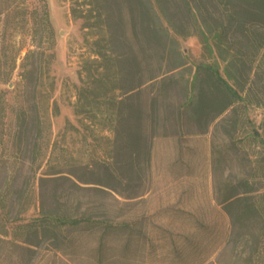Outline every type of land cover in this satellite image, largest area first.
I'll list each match as a JSON object with an SVG mask.
<instances>
[{"label": "rangeland", "instance_id": "obj_1", "mask_svg": "<svg viewBox=\"0 0 264 264\" xmlns=\"http://www.w3.org/2000/svg\"><path fill=\"white\" fill-rule=\"evenodd\" d=\"M193 1L204 8L198 11L197 22L187 19L177 6L178 0H162L173 28L162 19L168 36L161 41H148L139 27L131 29L126 13L127 33L142 59L143 76L156 74L159 68L171 69L166 74L173 75L175 81L153 85L147 82L143 87L142 99L147 111L155 99L153 117L146 116L138 127L150 149L149 163H142L138 173L128 176L129 182H113L118 188L115 193L96 183H81L68 173L93 182L98 180L101 173L93 165V159L108 147L102 136L110 137L111 143L113 140L109 130L95 125L99 118L74 114L79 68L89 53L81 20L70 14L71 1L46 0L54 37L48 43L42 38V44H52V49L46 50L44 56L31 54L28 63L34 61L36 67L29 79L23 80L24 56L38 42V36L32 34L37 26L33 17L38 16L42 1L0 0V59L15 58L10 78L0 83L5 99L0 122V188L6 185L5 175L11 173L7 206L0 207L1 214L29 219L38 214L43 202L45 208L71 216L85 213L113 222L130 219L135 221V229L144 231L146 241L139 244L133 241L128 253L142 251L139 260L144 263L246 264L251 242L249 230L240 229L236 243L230 242L229 219L215 201L212 143L225 141L218 121L221 116L206 128L205 119L193 120L183 102L187 94L185 86L197 64H218L222 71L223 58L238 52L246 57L253 54L247 47L248 40L241 34L222 43L221 53L212 36L208 39L210 46L206 47L195 30L197 25L202 22L206 28V24L226 23L229 11L213 0ZM7 12L9 18L15 17L19 23L5 27ZM249 28L257 29L264 39V27L251 24ZM175 48L185 57V67H175L178 61L172 52ZM245 70V73L254 72V68ZM21 105L26 108L28 119L18 140L16 111ZM37 115L41 121L40 138L36 135ZM261 115L260 108L249 110L250 118L256 123ZM239 166L236 162L224 164L226 171ZM90 170H94L93 175ZM76 233L79 237L88 234ZM83 243L94 242L84 239ZM83 250L86 252V247ZM87 261L86 256L81 261L72 253L62 254L52 247L51 241H45L37 248L32 264H89Z\"/></svg>", "mask_w": 264, "mask_h": 264}, {"label": "trees", "instance_id": "obj_2", "mask_svg": "<svg viewBox=\"0 0 264 264\" xmlns=\"http://www.w3.org/2000/svg\"><path fill=\"white\" fill-rule=\"evenodd\" d=\"M41 1L39 14L33 17L37 26L32 34L33 37L38 36V42L35 49H29L24 56L21 64L23 80H28L36 67V62L28 63L31 54L44 56L46 50L52 49V44H42V38L47 43L53 39L54 31L47 2ZM70 1V14L74 19L81 20L89 53L79 68L80 85L77 87L74 114L82 118H99L95 125L109 130L113 140L111 143L110 137L102 136L108 141V147L101 156L93 159V165L101 173L98 180L93 182L73 172L68 173L81 183H96L118 193L117 186L112 183L129 182L128 176L138 173L142 163L148 165L150 159L149 146L138 127L146 116L153 117L155 99L147 111L142 99L143 87L147 82L153 85L175 81L173 75L166 74L171 69L161 71L159 68L156 74L143 76L142 59L138 57L127 33V24L129 22L131 29L139 27L148 41H161L168 36L162 19L170 27L173 23L162 7V0ZM213 1L229 11L228 21L214 26L206 24V28L199 22L195 30L206 47L210 46L208 39L212 36L221 53L222 43L241 34L248 40L247 47L251 48L253 55L246 57L238 52L230 58H223L225 64L222 71L218 64H197L189 84L185 86L187 94L183 103L193 120L199 122L205 119L206 128L221 116L218 121L226 138L223 144L212 143L215 201L229 219L230 242L236 243L240 229L249 230L251 242L246 264H264V39L257 29L249 28L251 24L264 27V0ZM177 3L187 19L199 20L198 11L204 9L199 4L193 0H178ZM126 13L129 14L128 22ZM9 15L7 12L4 18L5 27L19 23ZM175 32L180 33L176 29ZM170 38L176 43L174 37ZM172 52L178 60L175 67H185V57L178 48ZM14 65V57L4 61L0 59V83L10 78ZM245 68H254V72L245 73ZM4 100L3 90L0 89V122L4 116ZM253 107L262 109L257 123L249 116ZM39 117L37 115L38 138L42 131ZM27 119L26 108L19 106L16 111L18 140L25 132ZM235 162L240 165L237 169L225 170L224 164ZM89 173L93 175L94 170ZM4 179L6 185L0 188L2 209L7 206L11 173L6 174ZM41 179L44 177L41 176ZM134 224L135 221L130 219L113 222L85 213L80 216L58 213L45 208L43 202L38 214L29 219L0 213V264H32L37 248L45 241H51L52 247L62 254L72 253L78 260L82 261L86 256L89 264H149L139 260L142 251L128 253L130 243L146 241L144 231L135 229ZM79 231L88 234L81 238L76 233ZM84 239L94 243H83ZM83 247H86L87 253Z\"/></svg>", "mask_w": 264, "mask_h": 264}]
</instances>
